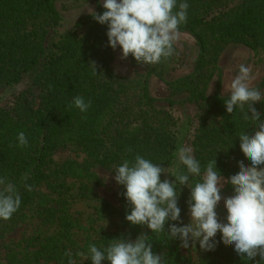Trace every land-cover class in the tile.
<instances>
[{"label":"trees","instance_id":"1","mask_svg":"<svg viewBox=\"0 0 264 264\" xmlns=\"http://www.w3.org/2000/svg\"><path fill=\"white\" fill-rule=\"evenodd\" d=\"M59 1L0 0V90L26 83L12 105H0V177H7L21 196L11 219H0L4 228L0 237L22 225L29 229L22 241L8 245L1 264H68L64 253L69 250L76 264H91L90 244L103 250L113 239L134 241L142 232L151 235L152 250L164 254L166 264H256L259 257L248 261L237 255L234 245L222 242L207 252L197 242L189 247L196 252L193 260L184 255L181 241L171 240L167 232L152 234L146 226L132 225L126 220L130 213L126 189L119 185L121 208L116 210L98 198L101 179L95 169L115 170L140 154L168 170L161 180H174L170 174L186 171L177 151L187 142L202 170L214 158L225 178L239 171L238 161L248 166L238 136L244 131L251 134L255 126L241 119L239 109L227 113L224 101L230 95L220 92L221 58L232 44L264 50V0H183L190 7L180 32L194 38L195 53L188 55L175 44V54L155 65H140L129 55L128 75L113 68L120 47L113 50L108 45V26L91 13L61 29ZM97 3L95 12L102 14L105 9ZM186 67L192 70L176 74ZM152 78L167 87L166 97L152 93ZM214 81L218 87L210 94ZM255 87L264 93V77ZM77 95L91 100L86 113L74 105L69 108ZM163 103L194 105L195 116L180 124ZM254 107L264 120V98ZM20 131L27 136V147L18 144ZM64 148L76 155L57 160L56 153ZM25 184L33 190L27 191ZM232 194L226 184L222 195ZM189 199L190 189L181 186L178 206L184 224L191 219ZM226 215L225 211L220 219ZM220 236L218 232V241Z\"/></svg>","mask_w":264,"mask_h":264},{"label":"clouds","instance_id":"2","mask_svg":"<svg viewBox=\"0 0 264 264\" xmlns=\"http://www.w3.org/2000/svg\"><path fill=\"white\" fill-rule=\"evenodd\" d=\"M102 6L105 11L102 14L93 11L92 17L108 26V45L113 50L119 46L121 59L131 55L140 65H155L175 54L174 46L181 36L180 25L187 22L190 7L183 0L179 4L177 0H102ZM91 66L96 75L97 65L92 62ZM254 79L251 66L241 64L230 83V96L224 101L227 113L239 109L241 119L255 126L251 134L244 131L238 136L240 149L250 164L246 166L243 160L238 161L239 171L225 178L217 169L216 158L208 161L202 170L193 149L181 146L177 155L186 171L170 174L174 180H161V174L169 173L168 170L136 154L134 162L124 160L114 170L116 183L126 189L123 195L130 205V213L126 214L128 222L146 226L152 234L167 232L171 240L179 239L185 249L196 247L197 242L205 252L215 251L221 242L225 246L234 245V251L241 258L253 261L259 257L256 264H264V120L254 107L256 102L262 101L264 93L251 86ZM91 103L77 95L69 108L74 105L81 113H86ZM17 140L19 146H28L25 132L20 131ZM196 177L200 179L193 183ZM226 184L233 189V194L227 197L222 195ZM24 186L29 192L33 190L31 184ZM181 186L190 189L188 224L181 220L178 206ZM222 199L226 222L217 213ZM20 205L21 196L16 186L7 177H0V219H11ZM171 221L177 223H169ZM88 254L91 264H102L105 260L109 264H166L164 254L152 250L151 235L143 232L134 241L123 237L113 239L103 250L90 244ZM64 255L68 257V264H76L70 250ZM76 255L85 254L77 252Z\"/></svg>","mask_w":264,"mask_h":264},{"label":"rangeland","instance_id":"3","mask_svg":"<svg viewBox=\"0 0 264 264\" xmlns=\"http://www.w3.org/2000/svg\"><path fill=\"white\" fill-rule=\"evenodd\" d=\"M99 2L102 5V0H99ZM57 5L63 17L61 29H69L77 20L96 11L98 3L97 0H60ZM176 45L188 55H193V53H195V40L187 33H181L180 39L176 42ZM121 55L122 50L119 49L113 61V68L120 74L128 75L132 72V67L128 57L127 59H121ZM241 64L251 66L252 74L255 76V79L251 82V86H257L264 77V50L254 51L241 44H232L226 49L221 58V66L223 69V80L220 88L221 94L230 95V83L238 74L239 66ZM191 70L192 68L186 67L176 72V74H186ZM25 85L26 83H22L10 90H0V105L6 107L12 105L15 96L25 87ZM217 87L218 83L217 81H214L210 88V94L215 92ZM151 91L159 98H164L169 94L167 87L157 78H152L151 80ZM163 105L169 108V110L178 118V123L180 124L185 123L188 117L193 118L196 113V107L194 105H187L185 107H169L166 103H163ZM190 139H192V136H190ZM183 146L191 147V143L187 142L185 145L183 144ZM75 155V150L64 148L56 153L55 158L60 160L69 156L74 157ZM95 171L101 179V185L97 189L98 198L109 202L116 210H119L121 208V201L119 185L114 179V170L97 167ZM223 196L227 197L230 195ZM225 211L226 209L224 208V201L222 199L217 208L219 218ZM0 231H4L1 223ZM28 233L29 229L25 225H22L12 231H6L4 236L0 237V264L1 262L6 261L8 245L19 243ZM183 253L185 256L195 260L196 252L191 248H184Z\"/></svg>","mask_w":264,"mask_h":264}]
</instances>
